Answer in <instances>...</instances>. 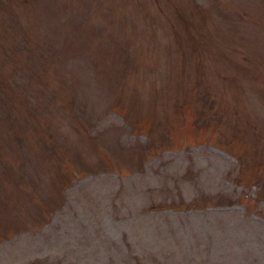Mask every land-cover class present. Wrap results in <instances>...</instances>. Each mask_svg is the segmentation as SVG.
<instances>
[{
  "label": "rangeland",
  "instance_id": "374dc122",
  "mask_svg": "<svg viewBox=\"0 0 264 264\" xmlns=\"http://www.w3.org/2000/svg\"><path fill=\"white\" fill-rule=\"evenodd\" d=\"M0 264H264V0H0Z\"/></svg>",
  "mask_w": 264,
  "mask_h": 264
}]
</instances>
